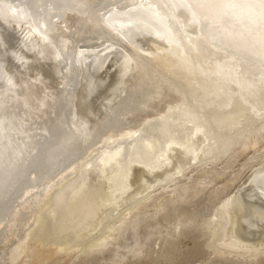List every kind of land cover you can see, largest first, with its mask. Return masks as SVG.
I'll list each match as a JSON object with an SVG mask.
<instances>
[{"label":"bare ground","instance_id":"bare-ground-1","mask_svg":"<svg viewBox=\"0 0 264 264\" xmlns=\"http://www.w3.org/2000/svg\"><path fill=\"white\" fill-rule=\"evenodd\" d=\"M132 106L159 116L87 157L96 141L137 123ZM263 120L264 0H0V229L23 191L38 203L84 159L28 230L22 244L37 238L30 262L44 264L64 243L102 252L129 231L133 243L113 249L112 264H143L152 237L172 245L193 222L179 217L172 234L154 227L138 239L140 219L118 231V212ZM259 142L244 143L237 156L255 151L223 188L241 179L223 224L225 252L250 257L264 253ZM215 172L209 183L223 174ZM196 184L176 185L170 204L200 192ZM22 244L0 264H17Z\"/></svg>","mask_w":264,"mask_h":264},{"label":"rangeland","instance_id":"rangeland-1","mask_svg":"<svg viewBox=\"0 0 264 264\" xmlns=\"http://www.w3.org/2000/svg\"><path fill=\"white\" fill-rule=\"evenodd\" d=\"M69 44L70 39L65 38L63 46L68 47ZM176 102L186 103L182 98H177ZM138 107L134 106L133 108L132 106L130 109L134 113L139 112L142 114ZM141 114L138 115L139 122L137 121L136 124H131L129 128L121 129L118 132L109 133L103 139L96 141L94 149L87 157L94 154L102 144L113 142L119 139L120 136H129L134 129L140 126L139 123H145L152 117L159 116V114L150 112L143 113L142 116ZM254 138H259L260 140L256 148L264 151V120L246 127L241 132L233 133L227 140V144L224 143L223 145V147H226V151L222 154L223 156L220 153L217 154L216 158H211L208 162H200L198 165L168 180L166 184L170 187H161L160 185L149 193L147 199L135 206L122 208L118 212L114 220L118 231L122 230L133 218L140 219V225L137 229L138 239H142L154 227H159L161 234L164 236L172 234L178 225L179 217L184 221L192 220L193 222L192 230L186 236L176 239L172 245L161 246L160 239L152 237L147 246L148 256L145 257L143 264H264V253L250 257L239 251L225 252L227 248L223 244L222 239L223 224L227 219V207L232 196L237 191L241 179L232 183V186H228V190L223 189L224 183L242 167L248 156L255 151L254 148H249L237 156V152L241 151L244 143ZM83 160L80 159L78 165L70 174H65L52 188L43 193L38 203L30 204L29 202L33 190L27 189L23 191L17 206L9 212V218L7 217L4 220L6 223L3 222V225L5 224L6 226L2 225V229H0V262H8L5 258H8V254L12 249L25 241L28 230L33 228V223L39 214L40 208L47 202V198L50 197L52 191L69 175H74ZM262 163L264 164V160ZM228 164H231V167L225 168ZM59 169L57 168L56 170L59 171ZM215 171H223V174L218 176L215 181L209 183L211 181L209 177L216 176ZM246 173H248V170L245 172V176ZM202 176L205 177V180L197 185V180L201 179ZM194 184L198 186V189L201 190L200 192L192 189L186 195L185 201L170 204V200L179 198L176 193H173V188L176 185ZM24 199L26 200L24 201ZM2 230L5 234H2ZM105 231L107 233L112 232L102 228L100 233L105 234ZM33 240L36 243L37 238ZM32 241L29 240L31 243L22 244L24 246L23 255L17 264L34 263V261L30 262L27 255L28 248L33 246L32 243L34 242ZM133 241L134 237L128 231L124 232L115 243L102 252L97 250L96 245L80 250L74 244L66 246L64 243L63 246H58L59 249L57 247L55 254L44 264H112L110 256L113 249L117 248L125 253L127 251L126 246L132 244ZM199 243L202 244V248ZM123 264L136 263L131 261V259H126Z\"/></svg>","mask_w":264,"mask_h":264}]
</instances>
